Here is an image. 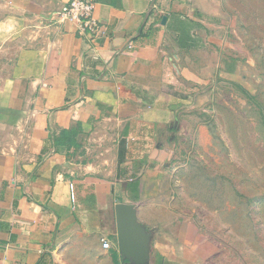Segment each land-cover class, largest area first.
Listing matches in <instances>:
<instances>
[{"label": "crops", "instance_id": "1", "mask_svg": "<svg viewBox=\"0 0 264 264\" xmlns=\"http://www.w3.org/2000/svg\"><path fill=\"white\" fill-rule=\"evenodd\" d=\"M69 2L0 0V264H131L118 203L152 232L149 264H246L163 197L218 85L244 79L233 18L219 0H97L90 35L58 21Z\"/></svg>", "mask_w": 264, "mask_h": 264}, {"label": "rangeland", "instance_id": "2", "mask_svg": "<svg viewBox=\"0 0 264 264\" xmlns=\"http://www.w3.org/2000/svg\"><path fill=\"white\" fill-rule=\"evenodd\" d=\"M219 1L233 18L226 41L244 79L218 85L205 138L163 197L177 212L219 222L209 229L233 234L246 264H264V0Z\"/></svg>", "mask_w": 264, "mask_h": 264}, {"label": "water", "instance_id": "3", "mask_svg": "<svg viewBox=\"0 0 264 264\" xmlns=\"http://www.w3.org/2000/svg\"><path fill=\"white\" fill-rule=\"evenodd\" d=\"M117 233L122 256L131 264H149L150 241L153 236L138 217L135 204L118 203L116 206Z\"/></svg>", "mask_w": 264, "mask_h": 264}, {"label": "built area", "instance_id": "4", "mask_svg": "<svg viewBox=\"0 0 264 264\" xmlns=\"http://www.w3.org/2000/svg\"><path fill=\"white\" fill-rule=\"evenodd\" d=\"M97 0H70L59 13L58 21H70L78 25L80 33L95 35L101 31V23L96 16ZM103 245L110 246V241L103 238Z\"/></svg>", "mask_w": 264, "mask_h": 264}]
</instances>
